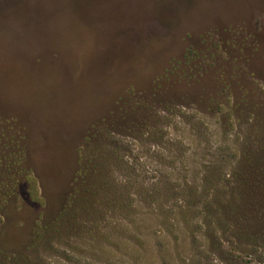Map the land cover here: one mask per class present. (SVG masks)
Returning <instances> with one entry per match:
<instances>
[{
	"label": "rangeland",
	"instance_id": "374dc122",
	"mask_svg": "<svg viewBox=\"0 0 264 264\" xmlns=\"http://www.w3.org/2000/svg\"><path fill=\"white\" fill-rule=\"evenodd\" d=\"M10 1L0 264H264L218 212L264 172V0Z\"/></svg>",
	"mask_w": 264,
	"mask_h": 264
},
{
	"label": "trees",
	"instance_id": "16d2710c",
	"mask_svg": "<svg viewBox=\"0 0 264 264\" xmlns=\"http://www.w3.org/2000/svg\"><path fill=\"white\" fill-rule=\"evenodd\" d=\"M21 2H25V0H22ZM43 2V0H39L37 5H39L40 7H44ZM14 4L15 2H11L10 0H0V20L11 19V17L9 16L10 12L12 14V20H20L17 12L10 9ZM115 119L119 120L117 117H115L114 120ZM244 165L245 168L238 173V180L241 181L243 185L240 187L232 188L231 190L229 189L230 192L228 194L230 199L228 201L220 200L221 203H224V206L221 205V208L220 210H218V212L221 216H223L221 217V219L226 223L228 222L229 224V226L225 228V231L231 230L233 231V233H237L239 236L238 241L243 244V246H245V244L253 246L256 245L255 242H264V172H257L256 168L255 172H252L253 167L251 164L245 163ZM14 183L18 184L19 179H16ZM193 198H195V196H193L192 199ZM60 212L57 213V216L61 214ZM225 215H228L229 217H224ZM57 216L55 217V220H57ZM178 220L180 221L181 219ZM218 221H220V218L218 219ZM196 222L200 223L198 224L199 226L210 224V222L206 219H198ZM157 223L160 224L159 221H157ZM181 223L187 227L186 221H183ZM46 230L47 229L42 230V227H40L38 234L39 232L40 234L45 233ZM193 231H195V229L190 230V236H188V233H186L185 230L183 231L182 241L186 248V250H182L183 253L187 252L189 244H193L192 241H195L196 239ZM185 239L187 242L185 241ZM188 240L190 241L189 243ZM147 244L151 249L150 254L153 257L149 255L148 257H144V259H142L143 253H140L139 250L132 248L129 243L125 244L126 249L124 248V250L130 256H133L134 259L140 260L141 264H152V260L156 259L155 256H157L158 254L155 253V247L152 242L149 243V240H147ZM245 248L248 247L245 246ZM173 250V248H167V251H165L167 256H172Z\"/></svg>",
	"mask_w": 264,
	"mask_h": 264
},
{
	"label": "water",
	"instance_id": "95a60500",
	"mask_svg": "<svg viewBox=\"0 0 264 264\" xmlns=\"http://www.w3.org/2000/svg\"><path fill=\"white\" fill-rule=\"evenodd\" d=\"M90 0H80V2H82V5H84L85 3H88Z\"/></svg>",
	"mask_w": 264,
	"mask_h": 264
}]
</instances>
